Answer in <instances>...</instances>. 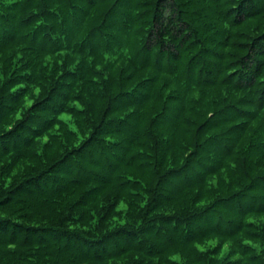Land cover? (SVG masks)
<instances>
[{
  "label": "trees",
  "instance_id": "1",
  "mask_svg": "<svg viewBox=\"0 0 264 264\" xmlns=\"http://www.w3.org/2000/svg\"><path fill=\"white\" fill-rule=\"evenodd\" d=\"M0 264H264V0H0Z\"/></svg>",
  "mask_w": 264,
  "mask_h": 264
}]
</instances>
